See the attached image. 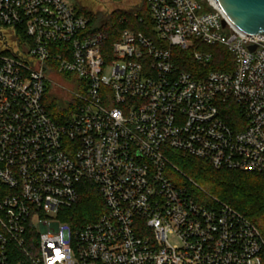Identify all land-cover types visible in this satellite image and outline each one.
<instances>
[{
  "label": "built area",
  "instance_id": "1",
  "mask_svg": "<svg viewBox=\"0 0 264 264\" xmlns=\"http://www.w3.org/2000/svg\"><path fill=\"white\" fill-rule=\"evenodd\" d=\"M145 3L151 32L109 42L67 0H0V264H264L257 226L197 200L170 160L264 174V35L215 0ZM211 46L231 68H206ZM59 81L57 122L43 104ZM85 182L103 209L74 225Z\"/></svg>",
  "mask_w": 264,
  "mask_h": 264
},
{
  "label": "trees",
  "instance_id": "2",
  "mask_svg": "<svg viewBox=\"0 0 264 264\" xmlns=\"http://www.w3.org/2000/svg\"><path fill=\"white\" fill-rule=\"evenodd\" d=\"M78 10L86 17L92 16L85 8L80 7ZM95 28L107 34L109 42L116 40L125 28L150 33V18L145 0L137 11H112ZM208 48L212 52V60L206 68L218 70L231 68V56L222 47ZM175 52L180 68L194 73L197 63L193 61L191 54L180 50ZM43 105L54 121H64L67 118V106L54 95L47 92ZM189 163V171L195 179L215 189L218 192V200L249 218L264 236V174L215 169L198 158H191ZM191 192L197 200L202 201L195 195L193 189ZM102 209L103 201L97 188L92 183L85 182L81 185L78 203L70 209L66 219L74 225H81L97 218Z\"/></svg>",
  "mask_w": 264,
  "mask_h": 264
},
{
  "label": "rangeland",
  "instance_id": "3",
  "mask_svg": "<svg viewBox=\"0 0 264 264\" xmlns=\"http://www.w3.org/2000/svg\"><path fill=\"white\" fill-rule=\"evenodd\" d=\"M72 3L77 9L82 7L91 12L92 16L88 19L94 27H98L100 23L114 10L137 11L143 6V0H67ZM203 7L201 11H204ZM56 81V80H55ZM60 85L49 84L47 91L56 97L65 98L69 96L62 88L63 82L59 81ZM171 157L172 163L177 168L174 173V180L187 185L190 190H194L195 195L204 202H209L212 197L218 198V192L210 187L207 183L198 181L189 171L190 159ZM219 199V198H218Z\"/></svg>",
  "mask_w": 264,
  "mask_h": 264
},
{
  "label": "water",
  "instance_id": "4",
  "mask_svg": "<svg viewBox=\"0 0 264 264\" xmlns=\"http://www.w3.org/2000/svg\"><path fill=\"white\" fill-rule=\"evenodd\" d=\"M215 1L236 28L250 35H264V0Z\"/></svg>",
  "mask_w": 264,
  "mask_h": 264
}]
</instances>
